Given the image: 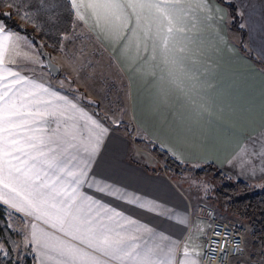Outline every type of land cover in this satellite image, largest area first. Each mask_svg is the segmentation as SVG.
<instances>
[{"label":"snow or ice","instance_id":"snow-or-ice-1","mask_svg":"<svg viewBox=\"0 0 264 264\" xmlns=\"http://www.w3.org/2000/svg\"><path fill=\"white\" fill-rule=\"evenodd\" d=\"M19 3L0 0V5L13 9L0 16L10 19L15 14L38 28L33 13H22ZM72 6L97 39L115 46L129 63L139 59L136 67L155 58L158 39H162L161 51L167 53L169 41L179 30L175 26L187 11L185 0H72ZM165 30L167 34L161 37ZM21 41L28 47L21 48ZM35 47L25 33L9 30L0 20V207H7L9 219H16V213L24 217L23 246L56 260V264H200L204 255H215L217 245L223 249L221 258L228 255V245L236 243L228 226L221 236L219 227L200 222L194 225L200 236L193 241L194 233H190L181 249L168 234L84 190L149 212L156 210L155 202L95 177L92 168L110 129L81 105L79 93L70 96L63 90L65 85L71 90L72 81L61 80L57 88L28 75L29 66L37 62L28 48ZM133 47L136 56L132 55ZM34 55L44 67L42 52L37 49ZM259 55L264 59V45ZM185 59L183 55L172 57L170 82L194 97L204 80L200 70L189 67ZM192 62H197L195 54ZM47 68L55 71L50 64ZM256 154L264 172V147ZM250 162L243 161L241 167ZM178 222L187 225L184 219ZM7 227L19 231L13 224ZM17 249L13 243L12 250ZM9 255L0 242V256Z\"/></svg>","mask_w":264,"mask_h":264},{"label":"crops","instance_id":"crops-1","mask_svg":"<svg viewBox=\"0 0 264 264\" xmlns=\"http://www.w3.org/2000/svg\"><path fill=\"white\" fill-rule=\"evenodd\" d=\"M227 1L236 4L241 24L245 25L244 51L239 47L240 35L228 28L227 12L216 0H185L187 11L175 26L179 30L169 41L167 53L161 51L162 39H158L155 58L136 67L140 64L139 59L129 63L116 51L115 46L97 39L89 25L77 17L72 0H68L76 16L69 36L75 35L78 30L87 39L90 50L97 53L98 64L111 69L124 84V97L119 99L121 109L118 102L94 97L90 80L92 72L85 69L84 64L81 66L78 63L80 58L75 56V47L70 49L65 40L59 53L51 56V59L56 64L54 57L57 56L65 62L66 76L63 75L62 66L56 64L62 78H52L34 55L36 48H28L33 60L37 61L29 66L28 75L57 88L61 80L72 81V89L68 90L65 85L63 90L68 91L70 96L79 93L81 105L90 113L95 111L84 103L83 96L96 100L105 117L115 116L119 123L131 125L133 136L144 137L178 163L196 166L210 164L231 179L258 188L264 185V172L260 171L261 157L256 154L264 147V59L259 55L264 45V0ZM93 2L95 0H77V3ZM200 4L204 5L203 9ZM166 34L165 30L161 37ZM20 45L21 48L28 47L23 41ZM181 49L184 51L181 52ZM193 54L197 57L195 64L192 62ZM132 55L136 56L135 47L132 48ZM140 55H144L142 50ZM181 55L186 57L185 63L189 67L200 70L204 80L198 95L194 97L170 82L169 72L174 70L170 61L172 57ZM249 55L256 61L251 60ZM102 102L106 103L105 107ZM109 121L117 124L112 117ZM105 126L110 131L92 168L95 177L145 201L155 202L156 210L149 212L94 190H84L125 215L168 234L179 243L181 249L189 241L190 233H194L192 240L195 241L200 232L196 231L194 225L200 222L207 225L211 213L202 214L187 193L164 172L146 171L144 165L151 167L152 157L144 150L147 155L138 152L136 148L140 147L127 137L124 130ZM248 160L251 162L241 167V163ZM253 168L255 175L252 174ZM16 214L24 218L22 214ZM181 219L186 220L187 225L179 223ZM19 229L24 231V225H20ZM32 254L35 264H56L52 258ZM233 264L244 263L234 260Z\"/></svg>","mask_w":264,"mask_h":264},{"label":"trees","instance_id":"trees-1","mask_svg":"<svg viewBox=\"0 0 264 264\" xmlns=\"http://www.w3.org/2000/svg\"><path fill=\"white\" fill-rule=\"evenodd\" d=\"M216 1L225 8L228 16L227 26L230 30L240 35L239 47L244 51L243 44L246 40V33L240 27L241 18L236 4L227 0ZM18 7L22 13L25 10L33 13V19L38 28L31 23L21 21L15 14L10 19L0 16V20L6 23L9 30H20L25 33L28 40L35 42L36 49L41 46L44 53L50 55V57L57 55L65 36L71 34L76 22V16L68 0H20ZM10 11H13V9L0 5V13ZM249 58L256 61L252 55H249ZM57 77L62 78V75L59 74ZM82 98L84 103L92 108L105 124L112 129L124 130L127 137L133 140L134 144L143 148L152 157L153 165L151 167L147 164L144 165L146 171L152 173L158 171L164 172L173 180H181L188 174L201 179L209 177L216 184V188L214 189V205L219 216L227 221L231 219L238 220V223H232L230 226L242 234L244 249L251 247L257 250V254L254 257L257 258V261H253L251 264H264V190L258 191L257 187L252 184L233 180L210 164L196 166L178 163L167 152L144 137L133 136L134 130L131 125L124 122L119 124L110 123L102 115L97 102L88 100L85 96ZM89 101L92 103L89 104ZM94 105H98V107H94ZM8 211L6 207H0V242L10 252V255L7 257L0 256V264H35L31 248L27 247L25 254L12 250L17 233L7 227L9 222ZM16 217V219L11 220L14 223H18V225H23L18 214H16Z\"/></svg>","mask_w":264,"mask_h":264},{"label":"rangeland","instance_id":"rangeland-1","mask_svg":"<svg viewBox=\"0 0 264 264\" xmlns=\"http://www.w3.org/2000/svg\"><path fill=\"white\" fill-rule=\"evenodd\" d=\"M64 40L66 41L65 42L66 45L70 46V49H72V47H75V56L78 55V58H80L78 60L79 61L78 63L81 66H83V64H84L86 66L85 69H90V71L92 72V74L90 75V80L93 83L92 85H93L94 94H95L94 97H96L97 99L102 97V98H104V101L110 100L113 103L116 102V104L118 102V105H119L118 107L120 108V102L119 101L122 100V98L124 97V84H122L121 81L118 78H116V76H114L111 69H108L106 67H102L98 64V62H99L98 61L99 60L98 55L95 51L90 50V47L87 43V39L83 38V36L80 35V32L77 30L75 35H72L71 37L69 36V38L67 37V39L64 38ZM35 51L36 50H34V52ZM54 58H55L54 59L55 62H57L56 64H59L62 66L63 75L66 76V74H68V73L66 71L67 69H66L65 62H62V60L60 58H58L57 56ZM75 64L78 65L77 63H75ZM78 80H79V78H78ZM92 101H94V100H92ZM95 102H97V101L95 100ZM102 104L104 107L106 106L105 102H102ZM99 107H100V105H99ZM100 111L103 115L101 108H100ZM120 111L121 110H119V112ZM106 117L105 118L108 121H109V118H111V117L112 118L114 117L116 119L115 116L106 115ZM120 117H121V115H120ZM124 123H126V122H124ZM136 149L138 152H141L144 155H147L143 151L144 150L143 148L140 147V148H136ZM174 182L176 183V185L179 188H181V190H183L187 193V196L191 199L192 202H195L196 207L198 208V210L201 211L202 214L204 212L205 213L211 212V215L213 217H217L220 220H223V218L219 216L218 211L214 205L215 204L214 189L216 188V184L213 183V181L209 177H204L201 179V178L193 177L192 175L188 174L185 177H183V179H181V180L175 179ZM257 190L258 191L264 190V185L263 184L260 185L257 188ZM219 206H221V205H219ZM223 221H225L229 225L230 224L232 225V223H235V222L238 223L237 219H231L229 221L223 220ZM8 224H13L14 227L19 230V231H15L17 233L15 244L18 245L17 251L20 254H25L26 253V247L23 246V239H22L21 231L19 229L20 225H18V223H14L11 219H9ZM256 254H257L256 248H251V247H247L245 249L243 248L241 257L234 259V260L243 261L244 264H251L253 261H257V258H254L256 256ZM234 260L232 261L231 264L234 263Z\"/></svg>","mask_w":264,"mask_h":264},{"label":"built area","instance_id":"built-area-1","mask_svg":"<svg viewBox=\"0 0 264 264\" xmlns=\"http://www.w3.org/2000/svg\"><path fill=\"white\" fill-rule=\"evenodd\" d=\"M207 223L212 224L213 227H219L221 229V236L223 233V229L225 226H228L230 228V236L233 240L236 241V243H232L228 245V255L221 258L220 253L223 250L220 245L216 246V253L211 258L208 255H204L201 261V264H231L234 259H237L240 257L243 248H244V241L242 234L235 229L234 227L230 226L223 220H220L217 217L208 216ZM237 248H239L241 251L238 253ZM254 264H260V263H254Z\"/></svg>","mask_w":264,"mask_h":264},{"label":"water","instance_id":"water-1","mask_svg":"<svg viewBox=\"0 0 264 264\" xmlns=\"http://www.w3.org/2000/svg\"><path fill=\"white\" fill-rule=\"evenodd\" d=\"M38 49L42 52L43 57L45 58V67L47 69L48 74L52 78H56L60 74V68L52 61L50 55L44 53L41 46H39ZM49 57L50 59H48ZM48 64H50L52 66V69H55V71H49V69L47 68Z\"/></svg>","mask_w":264,"mask_h":264}]
</instances>
